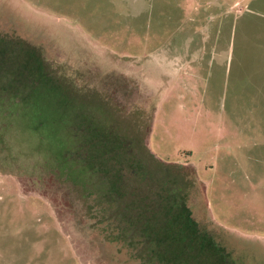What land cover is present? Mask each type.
Returning a JSON list of instances; mask_svg holds the SVG:
<instances>
[{
  "label": "rangeland",
  "instance_id": "374dc122",
  "mask_svg": "<svg viewBox=\"0 0 264 264\" xmlns=\"http://www.w3.org/2000/svg\"><path fill=\"white\" fill-rule=\"evenodd\" d=\"M212 4L224 40H173L154 1L0 0V264H158L108 192L122 165L264 264V0Z\"/></svg>",
  "mask_w": 264,
  "mask_h": 264
},
{
  "label": "trees",
  "instance_id": "16d2710c",
  "mask_svg": "<svg viewBox=\"0 0 264 264\" xmlns=\"http://www.w3.org/2000/svg\"><path fill=\"white\" fill-rule=\"evenodd\" d=\"M108 192L126 217L127 233L146 247V257L158 264H232L205 231L197 228L185 198L173 186L163 189L159 182L148 183L134 168L123 165L106 174ZM176 192V193H175Z\"/></svg>",
  "mask_w": 264,
  "mask_h": 264
},
{
  "label": "crops",
  "instance_id": "0c3cea01",
  "mask_svg": "<svg viewBox=\"0 0 264 264\" xmlns=\"http://www.w3.org/2000/svg\"><path fill=\"white\" fill-rule=\"evenodd\" d=\"M153 1L156 6V12L153 13L156 22H159L161 27L169 24L175 27L176 38L174 36L173 40H194L198 35H202L200 32L202 28L205 29L206 33L215 34L219 36V39L224 40L227 32L225 28H230L231 20L227 14L223 13V16L214 18L213 9L215 7L212 0H196L198 3L194 4H192L193 0H127V6L131 9H142L143 12L140 16H143L144 20L151 21L152 13H148L146 10L152 8ZM166 8L173 9V13H166ZM198 11H200L199 16L195 13ZM193 25H201V28L195 29L192 27ZM163 29L165 28L163 27ZM220 51L209 50L207 53L216 56L220 54ZM195 52L198 56L206 54L204 50Z\"/></svg>",
  "mask_w": 264,
  "mask_h": 264
}]
</instances>
